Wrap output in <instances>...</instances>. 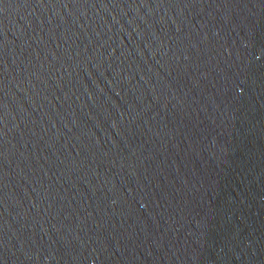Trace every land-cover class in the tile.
Listing matches in <instances>:
<instances>
[{
    "label": "water",
    "instance_id": "1",
    "mask_svg": "<svg viewBox=\"0 0 264 264\" xmlns=\"http://www.w3.org/2000/svg\"><path fill=\"white\" fill-rule=\"evenodd\" d=\"M0 264H264V0H0Z\"/></svg>",
    "mask_w": 264,
    "mask_h": 264
}]
</instances>
